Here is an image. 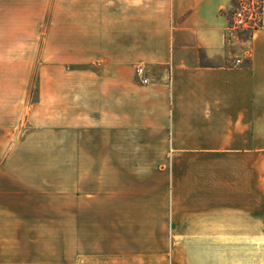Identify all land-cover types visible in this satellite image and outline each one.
Masks as SVG:
<instances>
[{
	"label": "crops",
	"instance_id": "0c3cea01",
	"mask_svg": "<svg viewBox=\"0 0 264 264\" xmlns=\"http://www.w3.org/2000/svg\"><path fill=\"white\" fill-rule=\"evenodd\" d=\"M233 3L0 0V264H206L255 217L264 0L247 52Z\"/></svg>",
	"mask_w": 264,
	"mask_h": 264
},
{
	"label": "rangeland",
	"instance_id": "374dc122",
	"mask_svg": "<svg viewBox=\"0 0 264 264\" xmlns=\"http://www.w3.org/2000/svg\"><path fill=\"white\" fill-rule=\"evenodd\" d=\"M230 13L237 26L235 31L239 44L247 52L253 29L261 21V0H234ZM22 69L23 63H16V70ZM31 69V98L34 100L38 83L37 61L31 62ZM21 80L22 76L16 77L15 85H19ZM207 245L215 247L213 252L208 247L204 255L206 264H264V194L256 198L255 217H222V239L209 241Z\"/></svg>",
	"mask_w": 264,
	"mask_h": 264
},
{
	"label": "built area",
	"instance_id": "2783aa9c",
	"mask_svg": "<svg viewBox=\"0 0 264 264\" xmlns=\"http://www.w3.org/2000/svg\"><path fill=\"white\" fill-rule=\"evenodd\" d=\"M240 61H241V60L239 59L238 62H240ZM136 72H137V75H138V77L140 78V81H141L142 83H148V78L145 77V75H144L145 70H144L143 67H138Z\"/></svg>",
	"mask_w": 264,
	"mask_h": 264
},
{
	"label": "trees",
	"instance_id": "16d2710c",
	"mask_svg": "<svg viewBox=\"0 0 264 264\" xmlns=\"http://www.w3.org/2000/svg\"><path fill=\"white\" fill-rule=\"evenodd\" d=\"M261 12H262V0H261ZM228 15L230 16V19H231V26L234 27V20L231 16L230 10L228 11Z\"/></svg>",
	"mask_w": 264,
	"mask_h": 264
}]
</instances>
